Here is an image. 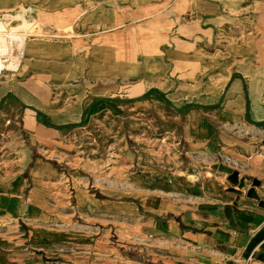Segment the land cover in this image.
<instances>
[{
  "label": "rangeland",
  "instance_id": "obj_1",
  "mask_svg": "<svg viewBox=\"0 0 264 264\" xmlns=\"http://www.w3.org/2000/svg\"><path fill=\"white\" fill-rule=\"evenodd\" d=\"M227 1L0 0V33L22 38L0 67L3 193L30 195L44 214L37 220L56 229L113 223L129 241L131 208L116 207L111 222L92 213L124 200L136 174L191 166L202 119L223 133L224 146L262 148L264 123H250L242 108L257 62L250 66L230 41L259 37L264 0ZM213 3L221 7L215 16ZM238 76L245 99L227 105ZM38 163L46 169L32 196ZM5 206L0 236L17 224Z\"/></svg>",
  "mask_w": 264,
  "mask_h": 264
},
{
  "label": "crops",
  "instance_id": "obj_2",
  "mask_svg": "<svg viewBox=\"0 0 264 264\" xmlns=\"http://www.w3.org/2000/svg\"><path fill=\"white\" fill-rule=\"evenodd\" d=\"M233 80H240L242 95L227 105L245 99L241 77ZM248 101L245 117L264 123V116L255 118L264 110ZM216 134V126L202 119L196 133L202 144L193 147L191 166L136 174L124 200L108 203L106 213L93 209L96 218L111 222L116 207L131 208L136 217L125 218L129 241L113 223L82 221L72 229L42 223L37 217L44 214L30 207V195H5L0 184V203L17 222L2 230L0 264H264V144L233 148ZM217 165L237 170L238 183Z\"/></svg>",
  "mask_w": 264,
  "mask_h": 264
},
{
  "label": "bare ground",
  "instance_id": "obj_3",
  "mask_svg": "<svg viewBox=\"0 0 264 264\" xmlns=\"http://www.w3.org/2000/svg\"><path fill=\"white\" fill-rule=\"evenodd\" d=\"M227 2H228L229 7L235 4L232 0L230 1L228 0ZM209 9H210L211 15L215 16L220 13L221 7L218 4L213 3L209 5ZM29 24H30V21H27V20L23 21V25H29ZM3 27H4V22L0 20V29ZM257 27L259 29L262 26L257 25ZM263 38H264V30H261L258 38L251 39L250 36H246L244 39L240 40V43H238L236 39L233 41H230L231 44L233 45L235 44V48H234L235 50H237L238 52H242V54L246 56L247 58L246 61H248L250 66H251V61L253 58H255L257 62V70L255 71V76L252 72H249V75H250L249 92H250V95L252 96V101L254 104L255 103L258 104L259 102L257 96L260 98V101L264 102V40ZM21 41H22V38H20L18 35H15L13 33H7V34L0 33V67L3 66L2 56L6 55L10 44L12 42H21ZM18 62H19V58L17 56V58H15L10 63V66L17 64ZM237 67H238V62L234 60L232 69L237 68ZM231 70L228 71L229 76L231 74ZM230 85H231V88L229 89L227 93V97L229 99L230 97H233L235 95H242L240 80H236L235 82L233 80L231 81ZM259 105L261 104L259 103ZM259 109L264 110V104ZM263 116H264V112L263 114H255L256 119H259ZM29 123L31 124V127H33L34 129L38 131V128H36L35 122H32L29 119H27V124ZM207 134H208L207 132H203V135H207ZM222 136H224L223 133H222ZM224 139L226 140L225 136H224ZM45 169H46L45 165H41L40 163H38L36 164L33 170V173L36 179V185H35V188H33L32 196L35 195L37 193L36 191H38V189H40L41 187L40 181H41V178L44 176ZM76 186L77 188H79L78 183H76Z\"/></svg>",
  "mask_w": 264,
  "mask_h": 264
},
{
  "label": "water",
  "instance_id": "obj_4",
  "mask_svg": "<svg viewBox=\"0 0 264 264\" xmlns=\"http://www.w3.org/2000/svg\"><path fill=\"white\" fill-rule=\"evenodd\" d=\"M217 167L225 172H228L230 174V180L235 181L238 183V171L233 169L232 167L226 166V165H217ZM240 186H244V181H241Z\"/></svg>",
  "mask_w": 264,
  "mask_h": 264
}]
</instances>
